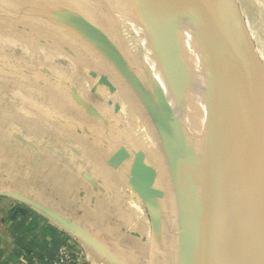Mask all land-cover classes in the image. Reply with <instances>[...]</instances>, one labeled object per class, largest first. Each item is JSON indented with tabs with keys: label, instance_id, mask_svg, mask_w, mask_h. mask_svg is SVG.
Returning <instances> with one entry per match:
<instances>
[{
	"label": "rangeland",
	"instance_id": "1",
	"mask_svg": "<svg viewBox=\"0 0 264 264\" xmlns=\"http://www.w3.org/2000/svg\"><path fill=\"white\" fill-rule=\"evenodd\" d=\"M226 2L261 105L264 0ZM163 3L0 0V202L54 224L68 245L103 219L120 264H187L185 153L165 94L184 36ZM171 223L179 250L160 234Z\"/></svg>",
	"mask_w": 264,
	"mask_h": 264
},
{
	"label": "water",
	"instance_id": "2",
	"mask_svg": "<svg viewBox=\"0 0 264 264\" xmlns=\"http://www.w3.org/2000/svg\"><path fill=\"white\" fill-rule=\"evenodd\" d=\"M191 1L211 78L214 130L207 222L202 238L188 244L187 264L203 263L210 252L213 264H236L231 242L237 231L251 264H264L256 66L226 0Z\"/></svg>",
	"mask_w": 264,
	"mask_h": 264
},
{
	"label": "bare ground",
	"instance_id": "3",
	"mask_svg": "<svg viewBox=\"0 0 264 264\" xmlns=\"http://www.w3.org/2000/svg\"><path fill=\"white\" fill-rule=\"evenodd\" d=\"M190 1H184L186 9L177 0H165V4L163 3L167 6L171 5L173 11L169 17L170 23L181 30L184 36L182 45H179L175 51L180 61L172 65L175 74L165 94L169 96L171 94L168 97L177 106L175 116L180 123L185 153V175L187 177V214L185 213V217L188 244L202 238L205 231L212 180L214 130L211 78L200 32L194 26L195 16L192 13L193 8L190 7ZM171 28L173 29L172 25ZM257 135L256 181L264 203V100L260 105ZM231 246L236 264H251L240 231L234 234ZM212 256L213 253L210 252L201 264H213Z\"/></svg>",
	"mask_w": 264,
	"mask_h": 264
},
{
	"label": "crops",
	"instance_id": "4",
	"mask_svg": "<svg viewBox=\"0 0 264 264\" xmlns=\"http://www.w3.org/2000/svg\"><path fill=\"white\" fill-rule=\"evenodd\" d=\"M118 158L123 160V153H120ZM132 193L134 199L135 197L140 199V194H136L134 190ZM154 197L156 195L153 196V201L156 200ZM104 204H108V201ZM102 222L101 224L82 226V230L76 229L77 238L69 246L73 258L77 262L120 264L113 256L118 240L116 226L112 230H108L106 227L104 228L103 219ZM173 224L176 231L169 234L166 226V231L161 230L160 234H165L163 237L166 241H169L168 236H171L174 240V250H179L181 227L179 228L178 223ZM57 229L54 224L52 226L43 223L36 224L32 213L21 206L0 202V264H52L58 248L64 243L60 236L61 233ZM132 242L136 243L133 237ZM153 255L155 257V254ZM165 259L167 256L163 255L158 264H163Z\"/></svg>",
	"mask_w": 264,
	"mask_h": 264
},
{
	"label": "built area",
	"instance_id": "5",
	"mask_svg": "<svg viewBox=\"0 0 264 264\" xmlns=\"http://www.w3.org/2000/svg\"><path fill=\"white\" fill-rule=\"evenodd\" d=\"M52 264H83L77 262L72 255L70 246L64 242L58 248L55 257L53 258Z\"/></svg>",
	"mask_w": 264,
	"mask_h": 264
}]
</instances>
